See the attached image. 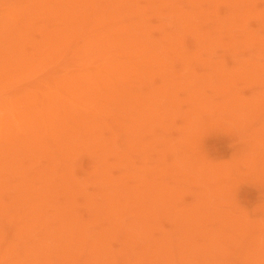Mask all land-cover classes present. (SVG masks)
I'll return each mask as SVG.
<instances>
[{
  "label": "rangeland",
  "instance_id": "1",
  "mask_svg": "<svg viewBox=\"0 0 264 264\" xmlns=\"http://www.w3.org/2000/svg\"><path fill=\"white\" fill-rule=\"evenodd\" d=\"M0 264H264V0H0Z\"/></svg>",
  "mask_w": 264,
  "mask_h": 264
}]
</instances>
